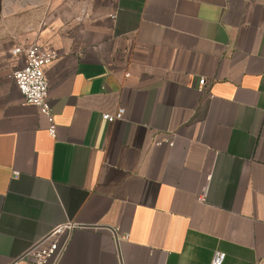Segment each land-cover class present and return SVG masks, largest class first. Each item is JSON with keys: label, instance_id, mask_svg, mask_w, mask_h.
<instances>
[{"label": "crops", "instance_id": "obj_1", "mask_svg": "<svg viewBox=\"0 0 264 264\" xmlns=\"http://www.w3.org/2000/svg\"><path fill=\"white\" fill-rule=\"evenodd\" d=\"M32 4L56 135L3 60L0 264L66 221L58 264L264 262V0Z\"/></svg>", "mask_w": 264, "mask_h": 264}, {"label": "built area", "instance_id": "obj_2", "mask_svg": "<svg viewBox=\"0 0 264 264\" xmlns=\"http://www.w3.org/2000/svg\"><path fill=\"white\" fill-rule=\"evenodd\" d=\"M12 55L24 60L23 64L16 66L12 73V78L24 97V103L32 104L39 109L50 123V134L55 136L56 124L49 101L50 84L45 68L56 57V53L33 41L14 48ZM200 84H205L203 78ZM125 113V108H120L114 114H102V118L107 122H114L123 120ZM170 145H173V142H170ZM78 227L80 224L74 221H66L54 226L26 252L25 256L32 260V264H58L68 246L72 231ZM225 259L226 253L217 251L214 253L212 264H223Z\"/></svg>", "mask_w": 264, "mask_h": 264}, {"label": "rangeland", "instance_id": "obj_3", "mask_svg": "<svg viewBox=\"0 0 264 264\" xmlns=\"http://www.w3.org/2000/svg\"><path fill=\"white\" fill-rule=\"evenodd\" d=\"M33 0H0V63L12 57V50L24 41L40 17Z\"/></svg>", "mask_w": 264, "mask_h": 264}]
</instances>
